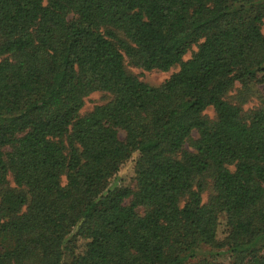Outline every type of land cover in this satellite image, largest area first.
<instances>
[{
	"label": "trees",
	"instance_id": "16d2710c",
	"mask_svg": "<svg viewBox=\"0 0 264 264\" xmlns=\"http://www.w3.org/2000/svg\"><path fill=\"white\" fill-rule=\"evenodd\" d=\"M263 82L264 0H0V264H264Z\"/></svg>",
	"mask_w": 264,
	"mask_h": 264
},
{
	"label": "rangeland",
	"instance_id": "374dc122",
	"mask_svg": "<svg viewBox=\"0 0 264 264\" xmlns=\"http://www.w3.org/2000/svg\"><path fill=\"white\" fill-rule=\"evenodd\" d=\"M195 49V47H193ZM191 55V52H188L184 59L189 58ZM127 69L138 76V78L150 85L158 86L160 85L164 80H166L174 71L178 70V67L172 68L169 71H158V70H143L138 67H134L131 65H127ZM240 90V85L235 84L232 90L229 91L228 95L230 99H234L235 96L238 94ZM251 92V94H250ZM248 94H244L241 98L243 104L242 109L244 111L254 108L259 105H264V82L263 83H257L252 85V89L250 90ZM108 99V96L104 94L103 92L96 91L88 95L84 98V104L81 108V114L87 113L90 111L95 105L102 104ZM206 114L209 117L213 116V110L209 108L206 111ZM120 137H123V133L120 132ZM134 176L133 167L132 164L125 165L120 173L117 175V178L113 181L115 184H121V185H127L130 184L132 181V177ZM10 180V179H9ZM12 185V183H11ZM208 189L204 190L203 192V199L206 200L208 196ZM141 212V210H139ZM219 237H222V227L219 229L218 233ZM219 261L229 264L228 255L226 253H220L219 255L215 256Z\"/></svg>",
	"mask_w": 264,
	"mask_h": 264
}]
</instances>
